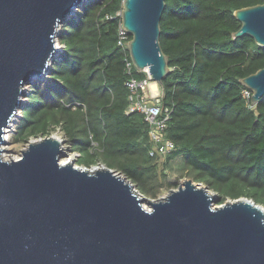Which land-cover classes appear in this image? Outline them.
<instances>
[{
    "label": "water",
    "instance_id": "water-1",
    "mask_svg": "<svg viewBox=\"0 0 264 264\" xmlns=\"http://www.w3.org/2000/svg\"><path fill=\"white\" fill-rule=\"evenodd\" d=\"M87 0H0V264H264V206L228 198L185 178L165 196L143 194L109 166L62 162L65 140L31 139L19 158L2 157L26 84L45 77L64 21ZM166 0H123V28L134 66L163 84L161 42ZM241 27L264 46V2L235 10ZM255 104L264 67L241 79ZM144 203L149 204L147 208Z\"/></svg>",
    "mask_w": 264,
    "mask_h": 264
},
{
    "label": "trees",
    "instance_id": "trees-1",
    "mask_svg": "<svg viewBox=\"0 0 264 264\" xmlns=\"http://www.w3.org/2000/svg\"><path fill=\"white\" fill-rule=\"evenodd\" d=\"M264 0H166L161 46L168 56L162 103L171 112L165 131L185 174L228 198H252L264 206V96L253 106L241 79L264 67V46L241 27L235 10ZM123 0H87L61 25L57 54L45 77L26 84L13 142L27 143L60 130L77 163L98 161L130 178L143 194L158 198L178 187L151 155L149 125L128 112L130 76L147 73L126 63L118 44ZM131 38V35H130ZM85 155L83 162L80 157Z\"/></svg>",
    "mask_w": 264,
    "mask_h": 264
},
{
    "label": "built area",
    "instance_id": "built-area-1",
    "mask_svg": "<svg viewBox=\"0 0 264 264\" xmlns=\"http://www.w3.org/2000/svg\"><path fill=\"white\" fill-rule=\"evenodd\" d=\"M129 39L130 35L123 28V24L121 21L119 24L118 44L120 46L128 48ZM126 68L127 72L130 75L132 74L133 69L136 68L133 64L131 56L127 59ZM141 71L147 73L146 77L136 78L130 76V78L126 82L129 87L128 112L139 111L143 115L144 121L149 125L150 138L154 144L153 149L150 151L151 155L158 154L159 156H164L175 148V143L165 135L168 123L171 119L172 111L168 107L163 105V93L161 94L158 89H152L151 82L153 80L151 79L148 70ZM243 95L245 98L251 101L252 91L249 88L246 87L243 90ZM250 103L251 106L254 105L252 101ZM59 133V137L61 138V140H65V142L63 143V150L67 153V156L63 158H67L68 161L76 159V165L80 167H89L91 169H94L106 166L101 161H98L90 166L78 164L77 160L78 157L81 155V152L71 150V145L66 141L65 137L63 136L60 130ZM39 138H42V136Z\"/></svg>",
    "mask_w": 264,
    "mask_h": 264
},
{
    "label": "rangeland",
    "instance_id": "rangeland-1",
    "mask_svg": "<svg viewBox=\"0 0 264 264\" xmlns=\"http://www.w3.org/2000/svg\"><path fill=\"white\" fill-rule=\"evenodd\" d=\"M60 47H62L60 44H58ZM153 82V81H152ZM156 82V81H155ZM158 85V90L161 92V94L163 93L162 91V86L160 83L157 82ZM26 87V86H25ZM19 116V115H18ZM17 116V118H18ZM16 118V120H17ZM16 122V121H15ZM15 122L8 128V131L6 133V144L2 145V147H4V151L1 153L2 157L5 159L3 153L7 152L12 158H19L22 155V150L26 147L27 143L24 142H13L12 139V135L14 132V125ZM52 134L54 135H60L59 130H55L52 132ZM64 136V135H63ZM85 155L80 157V162H83L85 157ZM74 157V156H73ZM10 158H8L7 160H10ZM75 158V157H74ZM164 156H160L159 158V167L160 168H166V172L168 173L169 179L172 181H175L178 183V185L188 176H186L185 174V169H184V162L183 159L181 157L176 158L174 161H172L168 166H164ZM176 188V187H174ZM172 189V188H171ZM170 189H163L161 191V193L159 194V197L165 196L168 191ZM146 205L149 207L150 205L146 203Z\"/></svg>",
    "mask_w": 264,
    "mask_h": 264
},
{
    "label": "bare ground",
    "instance_id": "bare-ground-1",
    "mask_svg": "<svg viewBox=\"0 0 264 264\" xmlns=\"http://www.w3.org/2000/svg\"><path fill=\"white\" fill-rule=\"evenodd\" d=\"M151 87H152L153 90H157L158 85H157V83L155 81H153V82H151ZM3 149H4V147H3ZM3 155H4L5 159H8V158L11 157L7 152H4ZM13 158L14 157H12L10 159H13ZM62 160H63V162H67L68 161L67 158H63ZM144 206L148 208V206L146 205V203H144Z\"/></svg>",
    "mask_w": 264,
    "mask_h": 264
}]
</instances>
